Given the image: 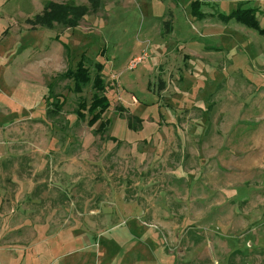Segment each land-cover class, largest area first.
I'll list each match as a JSON object with an SVG mask.
<instances>
[{
  "label": "rangeland",
  "instance_id": "374dc122",
  "mask_svg": "<svg viewBox=\"0 0 264 264\" xmlns=\"http://www.w3.org/2000/svg\"><path fill=\"white\" fill-rule=\"evenodd\" d=\"M0 264H264V0H0Z\"/></svg>",
  "mask_w": 264,
  "mask_h": 264
},
{
  "label": "trees",
  "instance_id": "16d2710c",
  "mask_svg": "<svg viewBox=\"0 0 264 264\" xmlns=\"http://www.w3.org/2000/svg\"><path fill=\"white\" fill-rule=\"evenodd\" d=\"M201 9V3L200 2H194L192 4V13L196 17H199L200 19L204 18V15L202 14ZM236 20L238 22H241L242 24L255 29L259 30V26L256 22V18L254 15L253 10H245L233 13L229 18L226 19V21L229 20ZM63 47L66 50V53L69 54L70 49L67 45L64 43H61ZM88 62L87 58L85 56L82 57V60L77 66V69L75 71H69L67 74L63 75L64 78L70 79L74 83V90L77 94H81L83 90L92 85V87L97 91L98 94H96L90 105H88L86 102H83L80 105L81 108V117L82 119L86 118V113H88L91 118L89 121L90 126H94L101 122L103 120L104 115L109 111L110 109V101L106 96H100V93H103L105 91V82L102 77L103 73V66L101 64L96 65V75L93 77L90 69L87 67L86 63ZM63 105L61 102H57L55 104L56 112H60V106ZM108 125V122L102 123V126L99 131H104L106 127L104 125Z\"/></svg>",
  "mask_w": 264,
  "mask_h": 264
},
{
  "label": "crops",
  "instance_id": "0c3cea01",
  "mask_svg": "<svg viewBox=\"0 0 264 264\" xmlns=\"http://www.w3.org/2000/svg\"><path fill=\"white\" fill-rule=\"evenodd\" d=\"M8 258H10V257H14V256H7Z\"/></svg>",
  "mask_w": 264,
  "mask_h": 264
}]
</instances>
